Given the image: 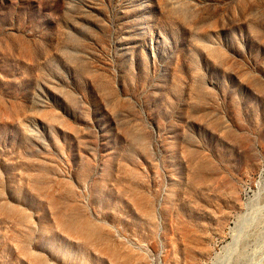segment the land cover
<instances>
[{"label": "rangeland", "instance_id": "rangeland-1", "mask_svg": "<svg viewBox=\"0 0 264 264\" xmlns=\"http://www.w3.org/2000/svg\"><path fill=\"white\" fill-rule=\"evenodd\" d=\"M256 214L264 0H0V264H229Z\"/></svg>", "mask_w": 264, "mask_h": 264}, {"label": "clouds", "instance_id": "clouds-1", "mask_svg": "<svg viewBox=\"0 0 264 264\" xmlns=\"http://www.w3.org/2000/svg\"><path fill=\"white\" fill-rule=\"evenodd\" d=\"M249 231L254 237H259L261 234H264V218H262L259 214L254 215L250 220ZM262 252H264V245L257 243L250 249L238 251L233 256V259L229 262V264H248L247 256L249 254L259 256Z\"/></svg>", "mask_w": 264, "mask_h": 264}, {"label": "bare ground", "instance_id": "bare-ground-1", "mask_svg": "<svg viewBox=\"0 0 264 264\" xmlns=\"http://www.w3.org/2000/svg\"><path fill=\"white\" fill-rule=\"evenodd\" d=\"M82 228L83 230H87L89 229L90 231H97L99 230V228L97 226L91 225V224H87L85 221L82 222Z\"/></svg>", "mask_w": 264, "mask_h": 264}, {"label": "crops", "instance_id": "crops-1", "mask_svg": "<svg viewBox=\"0 0 264 264\" xmlns=\"http://www.w3.org/2000/svg\"><path fill=\"white\" fill-rule=\"evenodd\" d=\"M91 225H93V224H91Z\"/></svg>", "mask_w": 264, "mask_h": 264}]
</instances>
